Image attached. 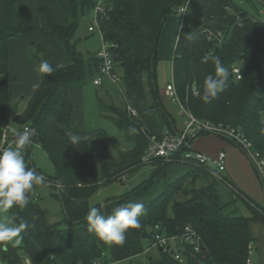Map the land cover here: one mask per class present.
<instances>
[{"label": "trees", "instance_id": "obj_1", "mask_svg": "<svg viewBox=\"0 0 264 264\" xmlns=\"http://www.w3.org/2000/svg\"><path fill=\"white\" fill-rule=\"evenodd\" d=\"M56 4L64 18L46 3L40 10L46 18L49 34L55 37L65 56V63L56 64L37 53L29 55L38 67L48 61L55 71L39 73L41 80L21 109L14 100L11 81L10 43L35 29L33 15L22 12L18 0H0V132L7 124L29 125L35 129L32 146H25L24 159L29 168L57 188L65 216L52 222L41 205L35 185L24 207L9 210L11 223L26 227L21 231V247L0 242V257L9 264H21V248L30 264H93L103 260L120 264L146 252L145 241H152L157 230L179 234L186 225L193 226L203 240V252L182 263L171 250H161L159 259L151 264H248L252 243V220L264 223V205L255 202L231 183L251 215L225 212L228 204L221 201L215 187H198L196 180L211 177L205 167L190 165V170L162 190L153 191V180H146L125 195L110 197L104 205L91 204L90 198L103 186L119 181L142 167V156L148 134L161 136L167 129H176L175 118L168 112L157 83L159 42L173 11L186 8L173 57V81L184 108L200 119L224 123L241 129L264 158V22L260 15L242 11L232 0H107L106 15L100 26L112 52L117 68L122 71L126 101L138 112L129 114L127 107L99 103L117 127L132 142L129 150L111 159L106 132L98 131L100 164L86 139L72 144L75 104L71 90L93 82L101 71L98 50L80 48L76 33L99 0H49ZM91 15V18H92ZM91 21V19H90ZM93 33V32H92ZM219 56L229 70L228 87L209 102L202 100L204 80L215 75V66L204 57ZM239 66L242 78L232 75ZM128 99V100H127ZM135 129V131H132ZM209 132H202L205 134ZM39 144L55 168L54 176H46L33 162V145ZM154 174L166 175L168 162H154ZM153 177V176H152ZM143 203L138 217L141 226L130 228L122 245H108L87 231L85 219L92 207L105 215L119 205ZM171 211V213H170ZM147 234L146 237L143 235Z\"/></svg>", "mask_w": 264, "mask_h": 264}, {"label": "rangeland", "instance_id": "obj_2", "mask_svg": "<svg viewBox=\"0 0 264 264\" xmlns=\"http://www.w3.org/2000/svg\"><path fill=\"white\" fill-rule=\"evenodd\" d=\"M232 1L242 11L263 17L264 0ZM91 15L92 14L85 18V20H83L81 23V26L77 30L76 38L81 42V49L96 51L102 45V39L98 33H92L89 31ZM182 17L183 12L181 10L173 11V13L168 16L160 38L156 68L157 83L160 91L165 90L167 85L173 81V57L177 38L182 27ZM40 20V17L35 16V23L38 25V27L36 28V31L31 34V36H33L30 40L31 44L26 48L28 60L31 62L29 57L31 53H37L38 47L34 44V42L37 41V43H40L42 49L40 54L41 57L46 56L48 59L57 62V60L52 55L51 44L43 38L46 27ZM13 60L14 64L12 82L14 84V89H16V92H14L13 96L14 100L19 103L20 108L24 109L29 98L32 96H29L28 92L33 86L29 87V83L27 84V80L25 79L28 75L31 77V72H29L30 74L27 76L25 75V69L21 68V58L13 57ZM118 73L122 76V71L119 68ZM33 74H35L34 71H32V76ZM29 81L31 84L34 83L32 77ZM121 86L122 90L117 85L113 84L109 79L105 78L104 84L102 86H97L93 82H90L83 85L82 87L71 90V98L75 104L71 134L76 135L79 137V139H86L90 142L93 150L96 153L95 163L98 166L100 164V146L96 140L98 131L103 130L106 132L108 138V153L111 159L118 158L121 151L129 150L132 147V142L126 137L124 133L120 131L111 115L106 113L99 103V99H101L106 104H115L121 109H126L127 101L123 94V82ZM166 100H169V104H172L175 107L174 109H176V114H180V105L175 101H171L172 99ZM225 139L220 135H199L196 137L192 145H202L201 142H204L205 144L212 143L210 152H214L220 145V142L225 141ZM32 151L33 162L35 166L40 169L47 177L54 176L55 168L46 151L39 144H34ZM249 162L252 173L254 176H256V178H259V174L256 168L253 166L252 161L249 160ZM190 165L191 164L181 162L180 160L174 161L168 164L166 175L161 173L153 175V171L156 169L155 163L143 164L142 167L135 172L125 176L123 175L119 181L103 186L90 198V203L104 205L108 198L125 195L139 184L150 179L153 180V191H156V185L158 186L157 191H160L167 183L173 182L175 179L188 172L190 170ZM204 169L209 172L211 177L200 175V177L196 180L198 187L209 185L213 181V178H217L218 181L216 182L215 187L220 195L221 201L224 204H228L225 212L227 214L232 213L235 215H251V211L247 207L245 201L240 196H237L233 193L238 191L235 188H232L231 183L225 177L219 178L212 171L208 170L207 168ZM37 193L40 197L41 205L48 211L50 220L52 222L63 220L65 213L63 210L62 201L57 196V188L54 186V183H50V181H48L45 184L39 185L37 188ZM0 222L12 224L9 211L7 213H0ZM16 240H19V243H16ZM9 243L13 247H21V234L19 237L15 238ZM145 248L147 250L145 253L140 254L132 259L124 260L120 264H151V257L154 259H159L160 248L152 246V243L149 239L145 241ZM18 252L22 261L21 264H28L26 253L21 248H18ZM0 264L9 263L0 257Z\"/></svg>", "mask_w": 264, "mask_h": 264}, {"label": "built area", "instance_id": "obj_3", "mask_svg": "<svg viewBox=\"0 0 264 264\" xmlns=\"http://www.w3.org/2000/svg\"><path fill=\"white\" fill-rule=\"evenodd\" d=\"M106 3L107 0L98 1L89 24V31L98 33L102 39V45L98 48V57L101 60V71L98 76L94 78L93 83L97 86H102L104 84V79L107 78L122 90L121 84L123 78L118 73V68L112 52L113 45L105 40L104 33L100 26L101 19L106 15ZM181 11L183 12L184 17L186 8H182ZM262 20L264 22V14ZM232 75H235L237 79H241V68L235 66ZM166 92L170 99L180 105L181 113L185 118L184 126L173 130L167 129L161 136L148 134V144L142 156L143 164H151L157 160H162L164 163H171L180 160L181 162L189 163L191 165L205 167L219 178L225 177L227 168L226 152L221 151L216 158H211L206 153L192 147L193 138L202 132H209L235 142L250 158L264 184V158L261 153L254 148L252 141L241 131V129L224 123H214L210 120L200 119L187 111L179 100L174 81L167 85ZM127 110L129 114L133 116L138 115V112L128 101ZM13 128L17 131H23L25 128L31 129L33 135L35 132V129L29 125H25L21 128L13 124H7L0 132V134H2L0 135V151H3L10 146H14L15 138L9 131V129ZM32 143L33 141L31 138V143L27 146H32ZM24 152L25 148L22 150L23 157ZM210 164H213L214 167ZM151 243L152 246L162 248L163 250H171L175 259L182 263L187 262L190 256L200 254L204 250L202 237L197 230L189 224L186 225L183 231L179 234H167L166 232L156 230L153 233ZM247 263L251 264L250 258L247 260ZM28 264H30L29 260ZM93 264L107 263L103 260L97 259Z\"/></svg>", "mask_w": 264, "mask_h": 264}, {"label": "clouds", "instance_id": "obj_4", "mask_svg": "<svg viewBox=\"0 0 264 264\" xmlns=\"http://www.w3.org/2000/svg\"><path fill=\"white\" fill-rule=\"evenodd\" d=\"M203 60L205 62L211 60L215 66V75L210 74L204 80L201 97L205 102H209L228 87L230 73L223 66L219 56H206ZM36 71L52 74L55 69L48 61H41ZM9 131L15 140L14 146L0 151V213H7L14 206H26L34 186L44 182V177L29 168L22 155V150L31 143L32 130L25 128L23 131H17L13 128ZM70 141L76 145L79 137L71 135ZM143 208V203L131 202L116 206L110 214L105 215L100 208L92 207L85 217L87 231L95 233L98 240L105 244L122 245L127 231L141 226L138 217L142 214ZM25 227V224L0 222V242L13 241L20 236ZM16 243H19V240H16Z\"/></svg>", "mask_w": 264, "mask_h": 264}, {"label": "crops", "instance_id": "obj_5", "mask_svg": "<svg viewBox=\"0 0 264 264\" xmlns=\"http://www.w3.org/2000/svg\"><path fill=\"white\" fill-rule=\"evenodd\" d=\"M18 1H19V4L21 5L22 12H25V13L30 12L33 15V25L35 29L24 33L22 38H20L19 40L12 41L10 43L11 81L13 79V64H14L13 57L21 58V64H22L21 68L25 69L26 76L30 74L29 72H31V77L34 82V83L32 82L33 84L30 83L29 80L31 77L29 75L25 78L27 80V84L29 83L28 84L29 87L33 86L31 90L28 92L29 96H31L33 92L36 90L37 85H39L40 80H41L40 74L39 73L37 74V71H36L37 66L28 60V55L26 52V48L31 44L30 40L33 37L31 36V34L34 33L36 31V28L38 27V25H36L35 23L36 22L35 16L40 17L41 19L40 21H42V23H44V26L46 27L45 28L46 30H44L45 35L43 36V38L47 42H49L52 46V55L57 60V62L55 61L54 62L56 64H63L66 61L58 40L49 34V29L46 24V18L40 10V3L44 2L47 5H49L58 14V16L61 17V19H63L64 16L62 12L57 8L56 4L49 0H18ZM32 71H34L35 73L33 74V76H32ZM14 92H16V89H14V84L12 82V94L13 95H14ZM161 96L163 98V102L168 112L175 118L176 127L182 128L184 126L185 118L182 115L181 111H180V114H176L175 112L176 109H174L175 107L172 104H169V100L168 101L166 100V99H170L167 95L166 89L161 90ZM206 134L210 135L213 133H205V134H199V135H206ZM71 135L72 134L70 133V136ZM213 135H217V134H213ZM196 137L192 139V144L194 140L196 139ZM201 143L202 145H197V146L192 145V147L196 150L206 153L211 158H216V156L221 151L226 152L227 153V168H226L225 178L230 183H232L236 187L237 190H240V192H242L243 194H245L246 196H248L255 202H258L264 205L263 180L261 179L260 176H259L260 179L254 176L250 168L251 167L250 162H249L250 158L235 142L229 139H225V141L220 142V145L217 147V149L214 152H210L212 143H207V144H205L204 142H201ZM210 165L214 166L213 164H210ZM251 229L255 237V240L252 243V248H251V257H250L251 264H264V223L260 220H252Z\"/></svg>", "mask_w": 264, "mask_h": 264}, {"label": "water", "instance_id": "obj_6", "mask_svg": "<svg viewBox=\"0 0 264 264\" xmlns=\"http://www.w3.org/2000/svg\"><path fill=\"white\" fill-rule=\"evenodd\" d=\"M143 236H144V237H146V236H147V234H144ZM161 250H162V248H161ZM150 259H152V257H151Z\"/></svg>", "mask_w": 264, "mask_h": 264}]
</instances>
